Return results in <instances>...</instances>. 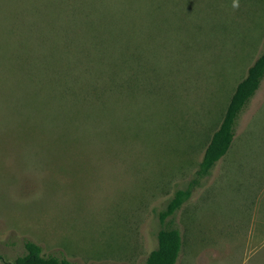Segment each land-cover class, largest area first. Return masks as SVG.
Masks as SVG:
<instances>
[{
    "label": "rangeland",
    "instance_id": "obj_1",
    "mask_svg": "<svg viewBox=\"0 0 264 264\" xmlns=\"http://www.w3.org/2000/svg\"><path fill=\"white\" fill-rule=\"evenodd\" d=\"M263 51L264 0H0V264H147L167 225L176 264H264V78L198 173Z\"/></svg>",
    "mask_w": 264,
    "mask_h": 264
},
{
    "label": "trees",
    "instance_id": "obj_2",
    "mask_svg": "<svg viewBox=\"0 0 264 264\" xmlns=\"http://www.w3.org/2000/svg\"><path fill=\"white\" fill-rule=\"evenodd\" d=\"M264 78V51L250 67L248 75L237 86L225 118L220 128L213 134L200 164L199 174H207L214 164L227 152L235 132L239 115L255 95ZM190 196L189 191L179 190L169 202L167 209L160 216L162 221L180 207L182 202ZM25 253L18 256L12 264H76L65 258L43 256L41 247L26 241ZM182 247L181 232L177 228L164 226L158 232V247L147 259V264H176Z\"/></svg>",
    "mask_w": 264,
    "mask_h": 264
}]
</instances>
